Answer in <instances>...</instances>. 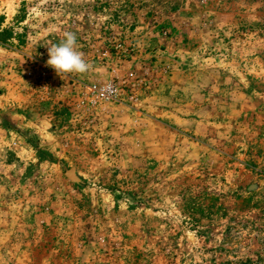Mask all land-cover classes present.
<instances>
[{
  "label": "rangeland",
  "instance_id": "rangeland-1",
  "mask_svg": "<svg viewBox=\"0 0 264 264\" xmlns=\"http://www.w3.org/2000/svg\"><path fill=\"white\" fill-rule=\"evenodd\" d=\"M0 264H264V0H0Z\"/></svg>",
  "mask_w": 264,
  "mask_h": 264
},
{
  "label": "clouds",
  "instance_id": "clouds-1",
  "mask_svg": "<svg viewBox=\"0 0 264 264\" xmlns=\"http://www.w3.org/2000/svg\"><path fill=\"white\" fill-rule=\"evenodd\" d=\"M47 65L61 77L67 74H84L91 69L84 54L78 51L77 36L74 32H65L59 43L48 47Z\"/></svg>",
  "mask_w": 264,
  "mask_h": 264
},
{
  "label": "built area",
  "instance_id": "built-area-1",
  "mask_svg": "<svg viewBox=\"0 0 264 264\" xmlns=\"http://www.w3.org/2000/svg\"><path fill=\"white\" fill-rule=\"evenodd\" d=\"M90 91L102 101H114L119 95V88L115 83H109L105 86L93 85Z\"/></svg>",
  "mask_w": 264,
  "mask_h": 264
}]
</instances>
